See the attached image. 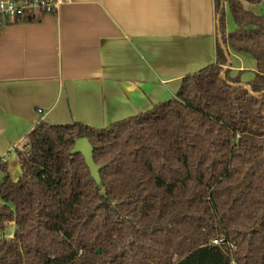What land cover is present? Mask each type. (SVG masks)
Returning a JSON list of instances; mask_svg holds the SVG:
<instances>
[{
    "label": "trees",
    "instance_id": "1",
    "mask_svg": "<svg viewBox=\"0 0 264 264\" xmlns=\"http://www.w3.org/2000/svg\"><path fill=\"white\" fill-rule=\"evenodd\" d=\"M261 1L213 0L214 61L173 97L101 128L38 121L15 179L0 159V264H264V13L245 7ZM227 48L252 79L229 75Z\"/></svg>",
    "mask_w": 264,
    "mask_h": 264
},
{
    "label": "crops",
    "instance_id": "2",
    "mask_svg": "<svg viewBox=\"0 0 264 264\" xmlns=\"http://www.w3.org/2000/svg\"><path fill=\"white\" fill-rule=\"evenodd\" d=\"M37 17L0 23V159L13 179L15 147L38 121L104 127L214 61L213 0H63ZM227 52L229 75L252 79L251 55Z\"/></svg>",
    "mask_w": 264,
    "mask_h": 264
},
{
    "label": "built area",
    "instance_id": "3",
    "mask_svg": "<svg viewBox=\"0 0 264 264\" xmlns=\"http://www.w3.org/2000/svg\"><path fill=\"white\" fill-rule=\"evenodd\" d=\"M62 2L63 0H0V23L25 14L37 17L44 12H55ZM37 111L40 113L41 109L38 108Z\"/></svg>",
    "mask_w": 264,
    "mask_h": 264
},
{
    "label": "water",
    "instance_id": "4",
    "mask_svg": "<svg viewBox=\"0 0 264 264\" xmlns=\"http://www.w3.org/2000/svg\"><path fill=\"white\" fill-rule=\"evenodd\" d=\"M227 52V51H226ZM228 53V52H227ZM71 153H80L87 165L89 172L96 184L100 183L99 170L100 166L93 160V149L86 137L77 138L72 146ZM18 172H20L19 166H17Z\"/></svg>",
    "mask_w": 264,
    "mask_h": 264
},
{
    "label": "rangeland",
    "instance_id": "5",
    "mask_svg": "<svg viewBox=\"0 0 264 264\" xmlns=\"http://www.w3.org/2000/svg\"><path fill=\"white\" fill-rule=\"evenodd\" d=\"M245 7H246L247 9L253 11L254 13L262 14V13H264V0H262V1H261L260 3H258V4H248V3H245ZM225 23H227V24H226V29H227V28H228V29H231V28L234 27L233 21H232V19H231V15H230V13H229L227 7H225ZM249 56H250V54H249ZM250 58H252V59L254 60V58L252 57V55H251ZM245 74H248V75H249V74H250V71H247ZM13 229H14V225L11 224V225L9 226V228L7 229L6 233H7V234H10V233L13 231Z\"/></svg>",
    "mask_w": 264,
    "mask_h": 264
}]
</instances>
